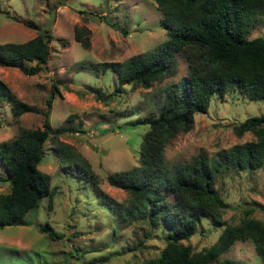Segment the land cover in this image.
<instances>
[{
    "label": "rangeland",
    "instance_id": "obj_1",
    "mask_svg": "<svg viewBox=\"0 0 264 264\" xmlns=\"http://www.w3.org/2000/svg\"><path fill=\"white\" fill-rule=\"evenodd\" d=\"M75 26L87 29V47L74 39ZM38 32L48 38L47 62L32 74L0 66V93H11L39 112L14 115L6 99L0 98V141L12 138L19 128L40 127L51 96L49 124L78 129L59 133L57 139L70 144L71 151L88 163L103 195L98 196L81 175L79 161H72L78 165L74 166L60 158L55 142L45 141L37 167L49 174L50 193L24 213L26 224L0 227V264H142L157 254L164 232L154 227L145 236L144 223L117 218L106 200L125 204L127 193L107 184L105 175L137 165L139 141L147 125L128 122L156 114L164 91L186 74L182 52L173 54L172 75L146 87L123 84L122 91L105 95L115 86L113 75L95 72L92 65L149 51L166 38L153 0H0V41H24ZM245 36L264 38V18ZM94 89L101 91L103 99L95 96ZM260 114L264 115V98L248 100L235 90L212 95L205 111L194 113L191 127L164 145L167 165H182L201 156L214 160L217 151L252 139L248 131L237 135L233 125ZM4 169L0 158V174ZM214 187L228 203L220 213L222 223H236L244 209L264 223V164L251 170L219 171ZM7 190L8 182L0 181V193ZM44 224L58 236L42 231ZM221 227L203 220L183 242L200 250L215 240ZM207 264L264 263L250 240L238 239Z\"/></svg>",
    "mask_w": 264,
    "mask_h": 264
},
{
    "label": "trees",
    "instance_id": "obj_2",
    "mask_svg": "<svg viewBox=\"0 0 264 264\" xmlns=\"http://www.w3.org/2000/svg\"><path fill=\"white\" fill-rule=\"evenodd\" d=\"M153 1L161 12L166 38L149 51L123 60L95 63L96 68L92 65L95 72L108 71L113 75L115 86L105 95L122 91L123 84L146 87L152 81L172 75L175 51L182 52L187 70L185 76L164 91L156 114L128 122L147 125L139 141L137 165L105 175L107 184L127 193L125 204L106 202L115 208L120 220L131 218L144 223L145 236L151 235L154 227L164 232V243L157 254L142 264H207L238 239L250 240L264 263V223L248 216L250 209H244L236 223H222L220 213L228 203L214 187L219 171L263 166L264 115L247 116L234 124L237 135L248 131L253 138L217 151L216 158L210 162L201 156L182 165L168 166L163 154L164 145L176 133L191 127L194 113L205 111L212 95L222 96L235 90L248 100L264 98V38L245 36L264 18V0ZM86 32L83 26L74 27V39L82 47L88 46ZM48 53V38L41 32L24 41H0V66L17 67L24 74L36 73L47 62ZM0 86L3 87L1 82ZM92 91L103 99L100 90ZM0 98L6 99L14 115L39 112L37 107L11 93L2 92ZM50 98L46 99L40 127L19 128L12 138L0 141V158L5 168L0 181L8 182V190L0 193V227L26 224L24 213L34 208L41 197L49 195L50 176L37 167L47 140L55 142V152L60 158L79 161L81 175L89 180L98 196L103 195L95 185L88 163L71 151L70 144L57 139L59 133L78 129L49 124ZM72 164L78 166L76 162ZM203 220L222 227L211 244L193 250L183 241L198 230ZM40 229L58 236L48 224Z\"/></svg>",
    "mask_w": 264,
    "mask_h": 264
}]
</instances>
